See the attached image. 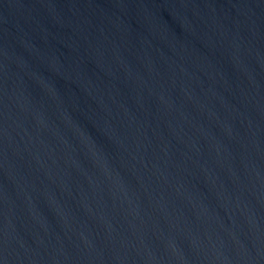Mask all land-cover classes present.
Wrapping results in <instances>:
<instances>
[{
	"label": "water",
	"instance_id": "water-1",
	"mask_svg": "<svg viewBox=\"0 0 264 264\" xmlns=\"http://www.w3.org/2000/svg\"><path fill=\"white\" fill-rule=\"evenodd\" d=\"M0 264H264V0H0Z\"/></svg>",
	"mask_w": 264,
	"mask_h": 264
}]
</instances>
